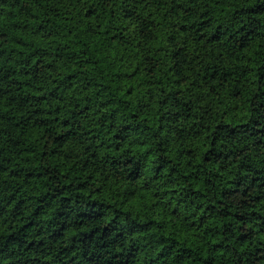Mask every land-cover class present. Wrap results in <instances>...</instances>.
<instances>
[{
  "label": "trees",
  "instance_id": "1",
  "mask_svg": "<svg viewBox=\"0 0 264 264\" xmlns=\"http://www.w3.org/2000/svg\"><path fill=\"white\" fill-rule=\"evenodd\" d=\"M0 264H264V0H0Z\"/></svg>",
  "mask_w": 264,
  "mask_h": 264
}]
</instances>
